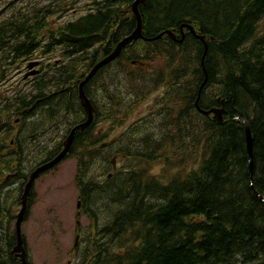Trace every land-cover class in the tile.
I'll use <instances>...</instances> for the list:
<instances>
[{
	"label": "trees",
	"instance_id": "trees-1",
	"mask_svg": "<svg viewBox=\"0 0 264 264\" xmlns=\"http://www.w3.org/2000/svg\"><path fill=\"white\" fill-rule=\"evenodd\" d=\"M67 1L28 8L0 23L6 61L29 59L37 47L43 57L63 49L62 60L45 65L24 93L0 105V264H20L13 253L17 215L4 191L17 185L14 206L21 204L29 174L54 159L87 119L80 84L137 28L136 0H92L86 15L54 29L48 19L64 13ZM139 11L144 39L84 87L94 121L76 133L66 157L77 160L79 213L93 224L87 246L74 249L77 264H264V0H146ZM185 25L209 44L204 66V42L189 28L182 43L167 35L145 40L166 31L180 40ZM8 66H0V81ZM205 80L199 106L221 109L223 124L196 107ZM161 88L155 111L113 142L107 141L111 131L96 130L101 118L122 126ZM22 108L20 134L13 137L12 115ZM242 122L253 138L252 171ZM56 127L65 129L52 136ZM114 154L132 168L102 172L104 164L113 167ZM155 167L161 176L153 174ZM93 168L101 174L87 178ZM35 198L33 189L26 219Z\"/></svg>",
	"mask_w": 264,
	"mask_h": 264
},
{
	"label": "rangeland",
	"instance_id": "rangeland-1",
	"mask_svg": "<svg viewBox=\"0 0 264 264\" xmlns=\"http://www.w3.org/2000/svg\"><path fill=\"white\" fill-rule=\"evenodd\" d=\"M52 3L53 8L57 6L58 0H0V23L10 18L17 12L26 13L28 8L35 6L42 7ZM92 0H68L64 4V13H57L48 20L54 29L64 26L69 22L76 21L79 17L86 15L93 6ZM42 34V33H40ZM62 48H58L51 56H45L43 65L55 63L62 60ZM28 84V83H27ZM31 85V84H30ZM24 86V85H23ZM29 85L26 86V89ZM25 89V90H26ZM113 91L116 92L115 88ZM125 90H122L124 93ZM118 93V92H117ZM120 94V92L118 93ZM165 89L161 88L152 93L145 103H142L138 109L132 112V115L126 119L122 126H115L114 123L101 118L97 124L96 130L111 131L107 141L116 139L124 131H126L139 118L147 117L155 105L158 97H163ZM103 96L104 93L100 92ZM2 106V104H1ZM38 117L29 119V122L37 120ZM65 128L60 131L57 127L52 132V136H59ZM157 133V130H153ZM54 133V135H53ZM65 134V133H64ZM26 136V132L23 133ZM15 137V134L14 136ZM59 140V139H58ZM51 142V141H49ZM38 151L30 153V157L34 159ZM114 161L113 167L104 164L102 169L105 174L118 173L119 171L129 170L133 166L125 157L114 154L110 157ZM100 169V168H99ZM97 169L88 170L87 178H94L101 174V170L96 173ZM77 172V160L69 159L62 163L58 169L51 173H47L35 182L36 202L30 209L29 217L22 226V232L26 239L28 248V260L30 264H77L79 255L74 251L75 247L82 250L87 246L88 236L93 231V224L88 215L79 214V192L74 184V177ZM153 174L161 176L160 167H155ZM105 177L101 176L103 182ZM7 180V177H6ZM97 180V181H100ZM18 186H11L10 189L4 191L7 206L11 204L12 210L16 215L20 212L21 204L14 202L19 194ZM98 204H100L98 202ZM97 204L101 213L104 209ZM14 213V214H15ZM103 224V220L101 219ZM16 221L14 223L15 227ZM78 256V258H77Z\"/></svg>",
	"mask_w": 264,
	"mask_h": 264
},
{
	"label": "water",
	"instance_id": "water-1",
	"mask_svg": "<svg viewBox=\"0 0 264 264\" xmlns=\"http://www.w3.org/2000/svg\"><path fill=\"white\" fill-rule=\"evenodd\" d=\"M146 0H136L134 2V4L132 5V12H133V16L135 18V20L137 21V28L136 30L130 34L129 36H126L125 38H123L115 47V49L108 55L106 56L104 59H102L101 61H99L90 71V73L87 75V77L85 78V80L80 84V90H79V95H80V101H81V105L85 110L87 119L84 123L79 124L77 126H75L70 134L67 136V138L64 141V147L62 149V151L51 161H48L40 166H38L31 174L29 177V180L27 182V184L24 187V192L22 194L21 197V209L20 212L17 215V220H16V235H17V244L16 247L14 248V255L16 256V258H18L21 261V264H29L28 262V254L24 245V239H23V234H22V226L23 223L25 221L26 215H27V211L29 209V198L31 195V192L33 190L34 187V183L36 182V180L43 175L46 172H49L51 170H53L54 168H56L59 164H61L67 157L73 143L75 140V136L76 133L78 131H85L87 128H89L93 121H94V107L92 106V103L90 102V100L87 98V96L85 95L84 92V87L87 85V83L96 76V74L103 68H105L106 66L112 64L113 62H115L121 55L122 51L132 42L140 40V39H144L143 37V29H142V18L140 15V11H139V6L145 4ZM189 28L190 31L194 34V36H196L199 40H201L202 42H204L205 45V53L203 56V66H204V59L207 55V50H208V45L204 39V37L199 36L196 34L195 30L193 27L191 26H187L185 25L184 27H182L181 29V39L178 40L176 34L173 31H166L161 33L159 36L152 38V39H145L148 42H153V41H157L161 38H163L164 36H170L173 40L182 43L185 39V35L183 32V28ZM38 63H35L31 66H37ZM35 73H30V75H34ZM29 75V76H30ZM207 80V79H206ZM206 80L204 82V84L201 86L200 90H199V94H198V98L196 101V107L198 109V111L204 115V116H210V115H214V117L217 119V121L220 124L224 123V118H223V112L221 109L218 108H213L210 110H203L200 108L199 106V100H200V96H201V92L203 90V87L206 83ZM245 126V133H246V141H247V154H248V159H249V164H250V170H253V138H252V134L250 131V127L248 126L247 123L242 122ZM104 146L107 145V143L103 144ZM115 159L113 160V164H114ZM80 207V204H79Z\"/></svg>",
	"mask_w": 264,
	"mask_h": 264
},
{
	"label": "flooded vegetation",
	"instance_id": "flooded-vegetation-1",
	"mask_svg": "<svg viewBox=\"0 0 264 264\" xmlns=\"http://www.w3.org/2000/svg\"><path fill=\"white\" fill-rule=\"evenodd\" d=\"M41 37V34L35 37L36 45L40 43L42 39ZM42 59H45V57L42 56L41 47L39 49L37 47L33 55L29 57V59L22 58L20 61L17 62L12 61L10 59L6 61L5 53L0 52V66L10 64L8 68H5V76L0 81V105L3 104L7 98H11L17 93H24L27 85H29V87L31 86L30 84L33 83L34 79L38 77L44 69L45 65L43 64L45 60ZM35 63H38V65L31 66ZM30 73L35 74L30 75ZM25 114L26 110L25 108H22L12 115L14 119L13 130L15 132V136L20 134L19 127L22 124L21 122L24 119ZM11 144H13V141L11 142Z\"/></svg>",
	"mask_w": 264,
	"mask_h": 264
},
{
	"label": "bare ground",
	"instance_id": "bare-ground-1",
	"mask_svg": "<svg viewBox=\"0 0 264 264\" xmlns=\"http://www.w3.org/2000/svg\"><path fill=\"white\" fill-rule=\"evenodd\" d=\"M209 45V44H208ZM8 68V67H7ZM203 68V67H202ZM36 103V102H35ZM8 123V122H7ZM9 126V125H8ZM8 129V128H7ZM23 133V132H22ZM123 181V180H122ZM102 225H100V227H101Z\"/></svg>",
	"mask_w": 264,
	"mask_h": 264
}]
</instances>
